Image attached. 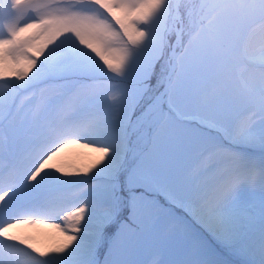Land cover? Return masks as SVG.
<instances>
[{
  "label": "snow or ice",
  "instance_id": "obj_1",
  "mask_svg": "<svg viewBox=\"0 0 264 264\" xmlns=\"http://www.w3.org/2000/svg\"><path fill=\"white\" fill-rule=\"evenodd\" d=\"M0 264H264V0H0Z\"/></svg>",
  "mask_w": 264,
  "mask_h": 264
},
{
  "label": "bare ground",
  "instance_id": "obj_2",
  "mask_svg": "<svg viewBox=\"0 0 264 264\" xmlns=\"http://www.w3.org/2000/svg\"><path fill=\"white\" fill-rule=\"evenodd\" d=\"M25 229V228H23ZM33 235H37L39 240L43 241L46 244L54 243V231L52 229H41L39 231L32 230Z\"/></svg>",
  "mask_w": 264,
  "mask_h": 264
},
{
  "label": "rangeland",
  "instance_id": "obj_3",
  "mask_svg": "<svg viewBox=\"0 0 264 264\" xmlns=\"http://www.w3.org/2000/svg\"><path fill=\"white\" fill-rule=\"evenodd\" d=\"M25 229H22L23 231H27L32 233L33 228H31L30 226H24Z\"/></svg>",
  "mask_w": 264,
  "mask_h": 264
}]
</instances>
